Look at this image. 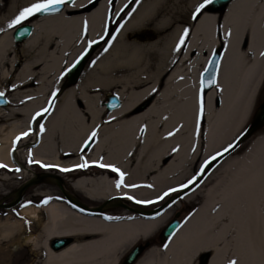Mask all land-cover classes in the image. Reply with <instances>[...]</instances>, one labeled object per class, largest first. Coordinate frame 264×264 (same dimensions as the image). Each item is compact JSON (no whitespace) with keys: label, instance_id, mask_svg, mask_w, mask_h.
I'll list each match as a JSON object with an SVG mask.
<instances>
[{"label":"bare ground","instance_id":"bare-ground-1","mask_svg":"<svg viewBox=\"0 0 264 264\" xmlns=\"http://www.w3.org/2000/svg\"><path fill=\"white\" fill-rule=\"evenodd\" d=\"M35 2L0 0V92L7 94L0 106V164L7 165L0 168V189L4 181L29 178L39 161L58 166L49 168L86 202L76 205L51 185L37 184L0 216V239L26 242L30 264H118L170 217L171 203L157 214L139 205L157 203L194 176L193 168L232 141L247 120L264 79V0H231L195 20L201 0H75L58 13L30 17V35L17 42L7 25ZM98 38L103 42L77 82L65 85L64 70ZM219 43L217 81L203 95L199 76ZM109 88L121 99L110 111L102 98ZM24 132L29 135L17 141ZM27 156L33 163L19 159ZM263 156L261 134L240 154L224 157L181 197L191 202L201 193L174 233L131 264H198L203 253L205 264H264ZM85 162L88 167H76ZM99 163L116 166L124 185L138 187L118 189V174ZM107 201L115 205L91 204ZM55 239L68 242L55 248Z\"/></svg>","mask_w":264,"mask_h":264},{"label":"water","instance_id":"water-1","mask_svg":"<svg viewBox=\"0 0 264 264\" xmlns=\"http://www.w3.org/2000/svg\"><path fill=\"white\" fill-rule=\"evenodd\" d=\"M230 1L231 0H215V2L213 4H215L216 6H219V9L222 10L223 8H225L228 5V3ZM63 8H64V5L60 6L59 10H53L52 12H48V13H37L35 16L38 17V16H42L45 14L58 13ZM31 31H32V27L29 23L17 26L14 29L13 38L17 42H20V41L24 40L27 36H29ZM97 45H98V41H93L92 44L90 46H88L86 48V50L73 63V65H75V67H73V65H72L68 69V71H67V84L68 85L75 83L76 80L79 78L88 57L90 56V54L92 53V51L95 49V47ZM222 54H223V50L221 48H214L209 55V58H208L205 66H204V69L200 73L199 83L201 86V93L203 95L206 93V91H208L210 88H212L217 81V76H218V71H219V67H220ZM6 103H7L6 98L4 96L0 97V105H6ZM114 104L116 105V107H118L121 104L119 97H117L116 95H108L107 102H106L107 108L109 110L116 108V107L112 106ZM144 106L145 105L141 106V108H143ZM263 126H264V99H263V102L255 110L250 122L245 127V129L230 144V145H233L234 147L230 151L225 152L222 156H217L216 160H212L211 163L207 165V167L204 169L203 175L199 174V176L196 178L197 185H199L204 180V178L208 174V172H210L224 157H226L230 152H232V150H234L236 147H238L243 142H245L247 139H249L257 130H259ZM227 147H225V148H227ZM224 149H221V150L213 153L205 161H209L211 159V157L216 156L217 153L224 152ZM205 161L202 163V165L205 164ZM46 175L47 174L42 173L40 175H37L34 178H30L29 180H27L25 183H23L18 189H16L11 194V195H13L12 201L7 203V204H0V207L9 208V207H12L13 205H15L20 200V198H21V196H22V194H23V192L27 186H29L30 184L37 183V182L41 181L42 178ZM55 183L61 187L59 180H56ZM194 187H196V185L190 186L187 189H182L181 191H177V193L174 194L171 198H169L167 202L182 196L183 194H185L187 191H189L190 189H192ZM109 205L111 206V205H115V204H112L111 202L107 201L106 204H103V205L101 204L97 208L100 209L103 207H107ZM157 210L158 209H155V210L150 211V212L147 211V213L152 214ZM140 212L146 214L145 211H140ZM179 225H180L179 221L176 218H174L166 226V228L164 230V237L168 238L171 234L174 233V231L179 227ZM67 242H68V239H55L52 241V246L55 248H58L64 244H66ZM139 252H140L139 246H136L135 248H133V250L129 253V256L127 257V259L125 261L126 264H130L131 262H133L135 260V258L137 257V255L139 254ZM205 255H207V254H205Z\"/></svg>","mask_w":264,"mask_h":264},{"label":"rangeland","instance_id":"rangeland-1","mask_svg":"<svg viewBox=\"0 0 264 264\" xmlns=\"http://www.w3.org/2000/svg\"><path fill=\"white\" fill-rule=\"evenodd\" d=\"M179 13L182 15L183 13L179 11ZM35 16V15H34ZM30 22V19L28 18L27 20L23 21L21 24L19 25H16L14 26L13 29H15L17 26H20V25H23V24H26V23H29ZM95 41H98V45L95 47V49L92 51V53L90 54V56L88 57L87 61H86V64L89 63L92 59V56L93 54L99 50L103 40L98 38L97 40ZM21 42V41H20ZM93 42V41H92ZM92 42L90 41L83 49V51H85L86 47L90 46L92 44ZM101 43V44H100ZM100 44V45H99ZM99 46V47H98ZM82 51V52H83ZM77 59V58H76ZM75 59V60H76ZM74 60V61H75ZM73 61V62H74ZM85 64V65H86ZM71 66V65H70ZM69 66V67H70ZM68 67V68H69ZM67 68V69H68ZM67 69L64 70L62 76H61V79L63 80L62 82L64 81H67ZM108 94H114L112 89L109 88L107 90H104L103 91V94H102V98L103 100H106V97ZM5 97H7V94L4 95ZM263 99H264V80L262 82V85H261V88H260V91L256 97V100L253 104V107L251 109V112L247 118V120L245 121V123L243 124V126L241 127L240 131L237 133V135L235 136V138L230 141L229 143H227L224 147H222L221 149L227 147L228 145H230L237 137L238 135L245 129V127L248 125V123L250 122L255 110L257 109V107L263 102ZM261 134H264V126L261 127L259 130H257L249 139H247L245 142H243L241 145H239L238 147H236L234 150H232V152L230 153V155H238L240 154L242 151L245 150V148L248 146V144L250 143L251 140H253L254 138H256L257 136L261 135ZM89 139V138H88ZM86 139L84 141V143L88 140ZM219 149V150H221ZM218 150V151H219ZM217 152V151H216ZM213 154V153H212ZM29 157L27 156L26 158L25 157H19V159L21 160H26L28 159ZM264 158V156H263ZM29 160V159H28ZM31 171H33V174L35 173H38V172H41L45 169H53V168H49V167H41L39 165H37L36 163L32 164L31 166ZM200 167L201 165H199V167L195 166L192 170V174H194V176L188 178V180H183L184 182H182L178 188H180V186L182 184H185L187 183L189 180H192L196 175L199 174V170H200ZM54 170V169H53ZM50 173V172H48ZM54 173V172H53ZM57 173V172H56ZM69 178V177H67ZM65 182V185L67 188H70V185L68 184V181H66L64 179V177L62 178ZM23 180H20V181H13L12 182H8V181H4V184L1 186V189H0V201L2 204H7L9 202L12 201V197L13 195L9 194L10 192H12L13 190L16 189L17 185L19 183H21ZM15 182V183H14ZM41 183H44V184H49L51 185V187L56 191L58 192V195L64 199L62 193L60 192L59 188L52 184V183H47V182H41ZM37 184H40V183H36V184H31L29 185L26 189L27 191L25 192V195H31L32 194V189L37 185ZM25 189V190H26ZM76 193V192H75ZM172 195L175 193V192H171ZM77 194V193H76ZM201 193L197 194V197H195L194 200H192L191 202H185L181 199L182 196L172 200L169 205V209H170V217L166 220L165 223L171 221L172 219L176 218L178 219L179 221H181L183 218H185L196 206V202L199 200V196H200ZM6 195H8L6 197ZM82 200L86 201L85 198H83L80 194H77ZM169 196V195H168ZM168 196H166L164 199H162L161 203H164V201H166L168 199ZM103 202H93L91 203L92 205H94L95 207L96 206H99L101 205ZM161 203H159L157 206H159ZM119 206V205H118ZM14 207V206H13ZM13 207H10V208H5V207H2L0 208V216H4L5 212H9L11 210V208ZM27 225H29L28 227H33L32 226V223H33V220L32 218H27ZM17 239V238H16ZM15 240V238L13 240L10 241H6V240H3V239H0V264H30V261H31V247L26 243V242H23V241H20L19 244H12V242ZM22 240V239H21Z\"/></svg>","mask_w":264,"mask_h":264},{"label":"snow or ice","instance_id":"snow-or-ice-1","mask_svg":"<svg viewBox=\"0 0 264 264\" xmlns=\"http://www.w3.org/2000/svg\"><path fill=\"white\" fill-rule=\"evenodd\" d=\"M89 2H92V0H89ZM111 2V0H110ZM215 2V0H201V2H199L193 12L192 15V19H197L199 17V15H201L207 8L208 6L212 5ZM68 4H75V0H38V2L32 3L30 4V6L24 7L22 8L19 13L8 23L7 27L8 28H13L16 25L21 24L23 21L27 20L28 18L36 15L37 13H48V12H52L53 10H59L60 6L62 5H68ZM85 27H87V25L85 24ZM4 29L0 28V32H2ZM26 31V30H25ZM230 34V33H229ZM188 35V29L184 30L183 35L180 38L179 44L177 45L176 50L179 51L180 50V46L184 44V40L185 37ZM108 49L105 48L104 51L106 52ZM262 55H264V53H262ZM211 63V62H210ZM73 67H75V65H73ZM155 91V90H154ZM55 95V94H53ZM4 93L0 92V97H3ZM113 107H116V105H112ZM204 111V101H203V96H201L200 98V112L201 114H203ZM48 112V109H44L42 110V112H38L36 113V117H41L44 115V113ZM34 117V119L36 118ZM40 131L43 132L44 131V126L40 125ZM29 135L28 132H24L22 134V136H18L16 139L17 141H19L20 139H22L23 136H27ZM97 135V133L95 131H93L91 133V138H94ZM169 135H172V133H169ZM234 146L233 145H229L227 148L224 149V152H220L217 153L216 156L211 157V159L209 161H205V164L201 166L200 168V174L203 175L204 173V169L207 167L208 164L211 163L212 160H216L217 156H222L225 152L230 151ZM29 163H33V161L31 159H29ZM35 163H40L39 161H35ZM41 167H58V166H52V165H40ZM88 163L85 162L83 164H79L76 167L78 168H85L88 167ZM97 166L101 167V168H109L111 169L112 172L117 173L118 174V180L116 182V187L119 189L122 186H127V187H138V185H124V176L125 173H123L119 168H117L114 165H106L103 163H99ZM7 165L4 164H0V168H6ZM73 169L70 168H61L60 171L63 172H68V171H72ZM15 171H20L19 168L15 169ZM193 185H197V180L196 177H194L192 180H189L187 183L182 184L180 186V188H173L170 189L168 192H165L163 194V196L159 197V199H164V197L170 195L171 192H177V191H181L182 189H187L190 186ZM149 187H151V185H149ZM194 190V189H193ZM128 199H133V197L129 196ZM44 203L48 202V199H45L43 201ZM136 203H153V201H140L137 200ZM106 219H111L110 217H106ZM165 248H167V245L164 246ZM229 264H236L235 260H232L229 262Z\"/></svg>","mask_w":264,"mask_h":264},{"label":"flooded vegetation","instance_id":"flooded-vegetation-1","mask_svg":"<svg viewBox=\"0 0 264 264\" xmlns=\"http://www.w3.org/2000/svg\"><path fill=\"white\" fill-rule=\"evenodd\" d=\"M70 5V4H69ZM208 10L209 9H219V6H216L215 4H212V5H210V6H208V8H207ZM219 47H221L222 48V43H219ZM64 84L66 85L67 84V81H64ZM104 104H105V102H104ZM148 104V101H146L145 103H143L142 105H140V107H139V109L138 110H141L142 108H141V106H143V105H147ZM144 106V107H145ZM105 107V109L106 110H108V111H110L108 108H107V106H104ZM143 107V108H144ZM92 142H93V139L91 138V141H86L85 143H83V147L85 148V149H87L91 144H92ZM37 165H39L38 163H36ZM40 166V165H39ZM48 172H50V173H48ZM54 172V173H53ZM42 173H46L47 175L46 176H44L43 178H42V180L41 181H39V182H37V183H40L41 184V182H47V183H52V184H54V185H56L58 188H59V190H60V192L62 193V195H63V197L66 199V200H68L69 202H72V203H74V204H76V203H78V204H80L81 202L82 203H84V202H86V201H84V200H82L72 189H70V188H67L66 187V185H65V182H64V180H62V176H59V174L58 173H56L55 172V170H53V169H45V170H43V171H41V172H38V173H35V174H32L29 178H31V177H33V176H37V175H40V174H42ZM29 178H27V179H29ZM27 179H24L21 183H19L18 185H17V187H16V189L17 188H19ZM56 180H59V182H60V184H61V187L59 186V185H57L55 182H56ZM36 184V183H35ZM28 187V186H27ZM14 191V190H13ZM12 191V192H13ZM27 191V189L26 190H24V192H23V194H22V196H21V198H20V200H19V202L14 206V207H16V206H18V204H20L21 202H22V200H23V198L26 196L25 195V192ZM12 192H10L9 194H11ZM163 195V194H162ZM172 195V193H170V195L168 196V197H170ZM8 195H6V197H7ZM165 198V197H164ZM12 199H13V197H12ZM161 201L162 200H159L157 203H155V204H150V205H139L142 209H145V210H152V209H155V208H157V207H159V206H161ZM81 203V204H82ZM126 205H129L127 202H124ZM159 203H161L159 206H157ZM0 204H2L1 202H0ZM77 205V204H76ZM88 205V207H90V205L89 204H87ZM94 206V205H93ZM168 206V205H167ZM95 207V206H94ZM165 208H166V206H165ZM163 210V209H162ZM161 210H159L158 212H160ZM170 222H167V223H164V225L157 231V233H156V235L153 237V239L152 240H150V239H146V240H143V241H141L139 244H137L136 246H139V248H140V252H142L144 249H146L149 245H151L152 243H155L156 245H162L165 241H166V239L167 238H165L164 237V230H165V228H166V226L169 224ZM133 250V249H132ZM140 254V253H139ZM206 253H203V254H201L200 256H199V258H198V261H197V263L198 264H205L206 262H207V260H208V257H209V255H208V253H207V255H205ZM129 256V251H128V253H126L121 259H120V261H119V263L118 264H126V259H127V257ZM138 256V255H137ZM132 263V262H131ZM130 263V264H131Z\"/></svg>","mask_w":264,"mask_h":264}]
</instances>
